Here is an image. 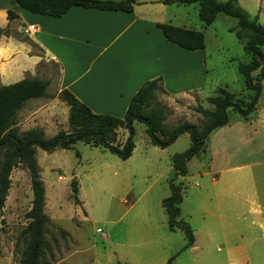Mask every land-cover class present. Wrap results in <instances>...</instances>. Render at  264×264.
I'll list each match as a JSON object with an SVG mask.
<instances>
[{
  "label": "rangeland",
  "instance_id": "rangeland-1",
  "mask_svg": "<svg viewBox=\"0 0 264 264\" xmlns=\"http://www.w3.org/2000/svg\"><path fill=\"white\" fill-rule=\"evenodd\" d=\"M146 2L154 4L158 0ZM167 3L163 17L165 23L194 26L203 32L205 48L199 55L204 69V90L212 88L215 93L218 87H225L239 99L249 100L253 91L246 89L237 66L240 62L247 63L250 55L245 53L243 44L231 31L236 27L237 19L218 13L211 26L204 27L198 17L197 4ZM257 4V11L253 8L248 10L252 15L257 13L264 26V0H257ZM261 50L264 54V45ZM174 59L173 53H169V60ZM49 67L53 74L57 73L56 66L49 64ZM261 71L264 74V70L258 69L252 72V76ZM52 90L53 86L49 95ZM157 96L162 98L163 94ZM166 97L162 98L165 105L157 100L154 102L164 107L166 117L171 116L172 121L166 124L173 126L184 121L178 116L172 118L173 108L179 103L166 101ZM59 98L62 100L60 95ZM60 102L50 106L58 111L55 112L56 121L66 114ZM194 107L188 111L191 120L188 122L201 126L204 118L199 113L195 116ZM174 118L177 121H173ZM229 119V126L233 125L239 120L238 114L230 111ZM248 121L250 126L246 127L250 129V135L240 132L236 135L243 139L242 142L234 138L235 134L227 136L233 140V145L228 146L226 152L235 154L229 164L259 162L250 171L256 176L264 175V78L256 108ZM40 123L46 125V137L55 133L48 118L43 116L30 118L28 113H17L13 119V126L19 133ZM133 129L135 147L126 160L83 141H77L72 149L60 148L51 153L36 148V159L45 186V213L49 218L41 264H166L171 256H174L172 264H264V229L258 226L247 228L246 221L231 219L228 211L224 210V201L221 203L222 211H218L214 200L207 198V194L215 191L208 181L209 176L193 177L197 172L194 166L197 167L199 162L196 158L189 165L187 177L176 180L182 183L183 191L179 219L190 227L196 238L193 247L182 250L187 239L180 229H168L162 200L170 194L171 157L189 147V134L184 133L161 149L151 144L143 123L135 121ZM118 130L116 143L121 145L128 131ZM241 174H244L241 170L233 173ZM73 179L78 182V204L72 197ZM241 179L237 180L238 185L233 192L240 191ZM196 182L199 186H195ZM257 184L264 189V178ZM31 200L28 172L21 166L13 168L8 194L0 210L3 219L0 255H7L10 264H20L21 261L27 240L23 232L27 225L25 213L31 207Z\"/></svg>",
  "mask_w": 264,
  "mask_h": 264
},
{
  "label": "crops",
  "instance_id": "crops-1",
  "mask_svg": "<svg viewBox=\"0 0 264 264\" xmlns=\"http://www.w3.org/2000/svg\"><path fill=\"white\" fill-rule=\"evenodd\" d=\"M165 1L148 4L146 0H137L131 12L74 6L60 17H49L26 11L14 0H0V29L4 30L0 36V86L24 78L47 80L46 95L27 100L18 114L48 118L54 135L60 129L68 130L69 106L59 98L62 90L71 92L94 113L122 117L138 88L145 81L160 76L164 90L161 97L166 95V101L179 103L173 108L172 118L178 116L191 121L188 111L192 106L212 108L208 98L214 90L203 88L201 50L189 51L168 42L156 27L157 23L166 21L163 17L169 3ZM237 1L250 15L248 9L258 10L257 0ZM8 11L16 16L10 19ZM252 16H257L259 21L257 13ZM29 25H35V30L26 32ZM177 27L197 30L194 26ZM169 53H173L176 59L170 61ZM49 64L56 66V74L52 73ZM52 86L54 91L49 95ZM159 93L156 100L165 105V101L158 98ZM59 100L66 114L56 121L55 112L58 111L50 106ZM169 120L171 116L166 117L165 122ZM173 121L177 120L174 118ZM229 122L210 134L206 152L195 157L199 162L197 167L194 166L197 172L193 177L209 176L208 181L215 191L207 194V198L214 200L218 211H222L224 201V210L231 219L246 221L247 228L258 226L264 229V189L257 184L264 175L256 176L250 171L259 162L231 165L235 154L226 152L227 147L233 145V140L227 136L235 134L234 138L242 142L243 139L236 136L239 132L250 135L251 131L246 127L250 126L249 121L239 118L230 126ZM34 127L46 131L45 123ZM192 159L187 163V174L179 178L187 177ZM238 170L244 174L233 175ZM240 178V191L233 192ZM195 186L199 183L196 182ZM1 220L0 214V231ZM193 238L190 247L195 245L194 235ZM0 264H10V258L0 255Z\"/></svg>",
  "mask_w": 264,
  "mask_h": 264
},
{
  "label": "trees",
  "instance_id": "trees-1",
  "mask_svg": "<svg viewBox=\"0 0 264 264\" xmlns=\"http://www.w3.org/2000/svg\"><path fill=\"white\" fill-rule=\"evenodd\" d=\"M26 11L49 17H60L70 8L79 6L105 11L131 12L137 0H14ZM165 2L182 5H198V17L204 27L211 25L218 13L237 19L236 27L232 28L236 38L243 44L246 54L250 55L247 63H238L237 70L243 76L246 89L253 91L249 100L239 99L225 87H218L208 98L211 109L196 105L194 111L199 113L204 122L201 126L188 121H178L173 126L165 122L164 107L154 104L156 94L164 92L162 78L145 81L131 97L122 117L108 114H97L84 103H81L71 92L62 90L59 95L69 106L68 130H58L56 134L46 137L42 128H30L19 133L13 126V119L25 102L32 98L44 97L48 81L40 78H24L15 83L0 86V210L4 206L10 187V174L18 166L26 169L29 175L32 191L31 207L25 213L27 225L23 232L27 235L26 245L21 254L20 264H41L44 248L45 227L49 218L45 213V186L41 178L40 168L36 159V148L46 152L55 149H72L77 141H83L93 147L107 149L120 159H128L135 147L133 123L141 122L146 126V133L151 144L164 149L176 139L188 133L190 145L183 152L171 157L173 176L168 185L170 194L162 200V206L167 215V226L170 231L180 229L187 242L182 250L193 243V233L190 227L179 219L182 202V183L176 182L179 177L187 174V163L206 152L210 134L225 126L230 121L229 112L233 111L243 121H248L255 110L261 93L263 71L255 77L252 72L264 70V26L257 16L250 15L237 0H166ZM16 15L8 11L11 19ZM164 38L185 50H203L205 48L202 31L177 27L169 23H157ZM4 33L0 29V36ZM126 129L128 135L123 144L116 143V131ZM72 197L78 204L77 181H71ZM3 224V219L1 220ZM171 256L166 264H172Z\"/></svg>",
  "mask_w": 264,
  "mask_h": 264
},
{
  "label": "built area",
  "instance_id": "built-area-1",
  "mask_svg": "<svg viewBox=\"0 0 264 264\" xmlns=\"http://www.w3.org/2000/svg\"><path fill=\"white\" fill-rule=\"evenodd\" d=\"M33 30H35V25H29L25 31L26 32H31Z\"/></svg>",
  "mask_w": 264,
  "mask_h": 264
}]
</instances>
